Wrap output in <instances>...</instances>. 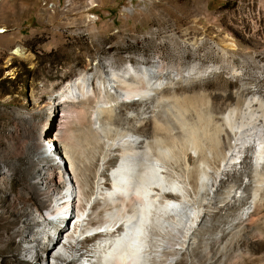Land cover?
<instances>
[{"label":"rangeland","instance_id":"374dc122","mask_svg":"<svg viewBox=\"0 0 264 264\" xmlns=\"http://www.w3.org/2000/svg\"><path fill=\"white\" fill-rule=\"evenodd\" d=\"M0 31V264H54L48 254L55 241L53 232L65 225L61 218L44 219L46 210L28 189L36 173L30 162L31 150L27 147L22 152L18 147L37 136L42 158L39 165L48 170L45 182L61 185L63 178L71 176L56 136L62 134L69 120L75 128L88 124L101 105L94 89L85 110L65 105L53 113L43 107L51 84L58 89L78 73H93L95 68V77L105 84L108 76L102 69L104 64H111L118 72L136 59L144 64L157 61L171 84L156 109L174 134H180L175 121L177 105L185 108L187 123L196 122L199 113H209L213 122H207L204 116L202 120L211 132L214 122L221 123L231 108L249 104L257 108L258 101H264V0H0ZM208 68H215V72L203 75L201 72ZM194 72H199L196 80L191 78ZM187 77L190 81L185 80ZM92 86L95 88L94 82ZM122 98L117 93L108 101L112 104ZM134 110L133 104L117 105L110 119L111 134L129 128L131 120L126 112ZM31 112L32 118L25 123L22 117ZM13 132L17 134L14 139ZM141 132L149 137L151 124L146 121ZM225 133L221 154L227 156L232 136ZM164 134L156 130L157 137ZM118 162L115 151L105 165V179ZM187 163L194 167L192 155ZM221 164L218 158H209L208 172L214 176ZM181 168L175 167L172 175L180 173ZM220 177L217 190L226 193L222 197L232 198L240 181L232 189L225 185L240 177ZM247 178L249 184L242 190V199L217 206L213 214L219 218L212 217L205 225L209 232L204 228L196 234L211 237L215 227L225 223L220 216L228 215L234 221L255 199L245 218L235 224L231 247L217 255L222 257L219 264H264V181L258 184ZM105 187H109L108 182ZM207 197L193 194L188 205L202 206L204 211L216 207L217 202L209 203ZM167 198L179 200L175 195ZM33 217L36 220L31 222ZM42 219L48 222L46 229L52 234L42 245L31 244L27 232L42 229ZM179 239L176 233L164 238L166 248L155 264H169L178 258L172 249L177 248ZM96 242L79 239L77 245H71L69 254L90 259ZM193 247L195 260L202 264L200 249ZM181 258L182 262L176 264H185L183 255ZM61 264L77 263L69 259Z\"/></svg>","mask_w":264,"mask_h":264},{"label":"bare ground","instance_id":"6f19581e","mask_svg":"<svg viewBox=\"0 0 264 264\" xmlns=\"http://www.w3.org/2000/svg\"><path fill=\"white\" fill-rule=\"evenodd\" d=\"M102 69L108 76L105 84L95 77V68L93 73H78L75 79L58 89L54 84L48 87L49 97L43 107L53 113L65 105L85 110L94 89L101 103L88 124L75 128L69 120L62 134L56 136L71 179L63 178L61 185L45 182L48 170L39 165L42 158L37 136L18 147L22 152L28 150L27 147L31 150L30 162L35 165L36 173L28 189L46 210L44 219L59 221L61 218L65 223L62 230L53 232L55 241L48 251L49 260L54 264L69 259L77 264H155L166 248L164 238L176 233L180 239L172 251L178 258L171 259L169 264L182 262L181 255L185 264H198L193 256V246L200 249L198 253L204 257L202 264L221 263L222 257L217 255L231 247L235 224L245 218L255 199L238 213L234 221L228 215L220 216L225 223L215 227L216 232L211 237L207 233L199 237L196 234L204 228L209 232L205 225L211 223L212 217L219 218L218 214H213L217 206H229L233 200L239 202L242 199V190L249 184L247 177L258 184L264 181V101H258L257 108L250 104L231 108L221 123L214 122L211 132L202 120V113L198 114L196 122L187 123L183 116L185 108L177 105L178 116L174 120L180 126V134H174L156 109L163 91L171 84L166 80V74L161 73L157 61L144 64L136 59L134 64L118 71L121 75L111 64H104ZM213 72L215 68L201 73ZM191 78L198 79L199 72H194ZM185 80L190 81V78ZM117 93L123 98L114 99L111 104L108 99ZM118 104H133L135 110L126 112L131 120L129 128L114 130L111 134L110 119ZM32 116L31 112L21 117L25 122ZM204 117L207 122H213L209 113ZM146 121L151 124L149 137L141 132ZM47 128L48 123L45 124V133ZM158 129L165 134L157 137ZM225 131L232 136L227 156L221 154L222 138L227 139ZM16 135L13 132L12 139ZM115 151L119 162L105 179V165ZM190 155L195 162L191 168L187 163ZM212 157L222 163L214 176L208 172L209 158ZM180 166V173L172 175L174 168ZM225 174L240 177L225 185L226 189H232L240 181L232 198L222 197L226 193L216 187L222 179L220 176ZM107 182L108 188L105 187ZM193 194L197 197L206 194L209 203L217 202L214 203L216 207L205 211L199 205L190 207L188 204ZM168 195H175L179 200H170ZM44 219L42 229L27 232L29 243L42 245L52 234L46 229L48 222ZM35 220L36 217L31 218V222ZM88 238L97 240L91 248L93 256L90 259L76 258V253L69 254L72 244L77 245L79 239L86 241Z\"/></svg>","mask_w":264,"mask_h":264}]
</instances>
